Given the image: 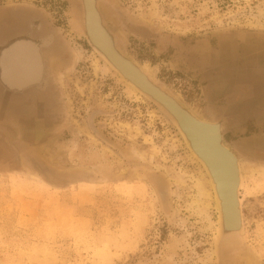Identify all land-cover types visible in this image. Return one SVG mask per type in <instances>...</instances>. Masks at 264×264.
I'll return each mask as SVG.
<instances>
[{
	"label": "rangeland",
	"instance_id": "374dc122",
	"mask_svg": "<svg viewBox=\"0 0 264 264\" xmlns=\"http://www.w3.org/2000/svg\"><path fill=\"white\" fill-rule=\"evenodd\" d=\"M106 1L109 27L143 69L202 117L232 115L223 141L241 160L243 214L233 264H264V0ZM14 4L41 9L73 57L61 79L67 119L35 142L54 165L92 169L100 181L46 185L20 167L0 125V264H215L211 187L176 129L95 53L68 1L0 0V10ZM93 110L109 141L90 129ZM148 171L169 184L167 210Z\"/></svg>",
	"mask_w": 264,
	"mask_h": 264
},
{
	"label": "water",
	"instance_id": "95a60500",
	"mask_svg": "<svg viewBox=\"0 0 264 264\" xmlns=\"http://www.w3.org/2000/svg\"><path fill=\"white\" fill-rule=\"evenodd\" d=\"M66 1L80 20L86 40L95 53L124 83L155 105L201 165L211 183L217 211L218 227L213 246L215 264H233L235 256L243 248V214L239 197L242 172L240 157L223 141L224 130L233 125L225 122L229 115L220 113L219 118L213 119L202 117L129 56L123 49V36L109 27L103 13L102 4L107 5L106 0H91V7L86 0ZM88 7L93 12L91 18L88 17ZM40 26L51 32L52 45L58 49L49 48L45 84L36 85L31 80H24L23 85L21 83L22 86L16 88L0 78V125L8 129L4 135L17 150L20 167L32 177L55 189L98 183L100 179L92 169L54 165L35 142L58 130L67 119V101L61 79L71 67L73 57L59 28L39 8L25 4L3 8L0 10V58L2 48H6L8 43L12 46L27 39L24 37L27 32L33 38L36 32L41 33ZM129 30L149 35L142 26H131ZM9 48L11 50L14 46ZM25 51L26 47L17 50L21 55ZM98 113L99 110L91 111L89 127L109 141L93 123ZM240 149L249 150L245 147ZM144 176L161 201L163 210H167L169 184L165 176L156 171L145 172Z\"/></svg>",
	"mask_w": 264,
	"mask_h": 264
},
{
	"label": "bare ground",
	"instance_id": "6f19581e",
	"mask_svg": "<svg viewBox=\"0 0 264 264\" xmlns=\"http://www.w3.org/2000/svg\"><path fill=\"white\" fill-rule=\"evenodd\" d=\"M86 2L91 7V3H90L91 0H86ZM90 13H92V14H90ZM88 15H89L88 17H90V18L93 15V12H92V10L89 9V7H88ZM39 29L41 30V33L36 32V34H34L35 36L33 38L27 32L26 34H24V37L27 39H25L23 41H19V42L17 41L15 44L12 45L14 47H17L18 45H24V47H22V48L25 49V47H26V51H25L24 55H21L17 52L18 55L16 56L15 62L13 63V65L11 66L10 71H9L10 75L8 73L7 74L5 73V75H4L0 72L1 73L0 78H3L4 82L6 84H8V85L10 84V86L16 87V88H18V86H22L24 83V80H26L27 82H28V80H31L36 85H41L42 83H43V85L45 84L46 72H47V61H48L47 55L50 52L49 48H52V49L54 48L55 51H57L58 49L55 45H52L53 40L51 38L52 37L51 32L49 30H47V28H44L42 26H40ZM8 44L10 45V43H8ZM9 45L6 46V48H2V51H1V58L2 59L0 58V62H2V63H3V60L6 58V56L12 51V49L10 50V48H9V47L12 48V46H9ZM2 52H3V57H2ZM31 62H34V63H32L33 65L35 64V62H38V65L34 66V70L32 71L33 74H31L32 76L29 77V75H30V63ZM2 63H1V67H2ZM21 83H22V85H20ZM127 86H129V85H127ZM234 116H235V114H234ZM228 117H232V115H229ZM228 119L229 118L225 119V122L232 123L233 121H235V120L229 121ZM38 180H40V179H38ZM208 182H209V179H208ZM209 185L211 187L210 182H209ZM200 188L201 189H199V192L201 194L208 195V197L210 196L209 190L207 192L206 190H204V187L200 186ZM211 192H212V190H211ZM212 198H213V196H212Z\"/></svg>",
	"mask_w": 264,
	"mask_h": 264
}]
</instances>
